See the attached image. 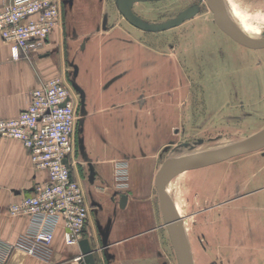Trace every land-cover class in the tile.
<instances>
[{"label":"rangeland","instance_id":"obj_1","mask_svg":"<svg viewBox=\"0 0 264 264\" xmlns=\"http://www.w3.org/2000/svg\"><path fill=\"white\" fill-rule=\"evenodd\" d=\"M199 1L138 2L133 12L159 23ZM225 1L241 9L229 15L236 24L264 26V0ZM82 6L92 15H72L70 24L62 20L65 57L78 68L71 76L66 59L63 75L72 77L66 81L73 95L77 85L91 92L92 108L135 110L128 117L129 130L121 131L122 146L135 144L138 151L144 145L160 164L238 142L264 128V44H243L229 36L216 25L205 2L198 15L159 33L131 26L114 0ZM80 7L78 3L76 10ZM81 44L108 50L113 74L104 84L96 82L101 73L93 69L88 48L80 50L88 59L86 68L81 54L70 52ZM122 62L128 68L116 72ZM123 92L135 99L118 101L115 95ZM104 139L114 145L112 136ZM258 166L264 167V148L209 168L217 177L231 172V189L217 180L214 193L202 182L209 169L182 175L180 197L189 223L184 243L193 264H264V180L253 173Z\"/></svg>","mask_w":264,"mask_h":264},{"label":"crops","instance_id":"obj_2","mask_svg":"<svg viewBox=\"0 0 264 264\" xmlns=\"http://www.w3.org/2000/svg\"><path fill=\"white\" fill-rule=\"evenodd\" d=\"M9 1L0 0V8ZM89 1L91 0H61L60 26L49 35L42 49L28 56H21L18 60L12 59L10 46L0 37V119L16 117L26 108L29 93L50 78L59 76L68 86L67 81L72 77L67 78L68 80L64 78L65 60L67 59V64L71 66V76L78 68L65 57L67 52L64 48L62 24L63 21L70 24L72 15H92L88 6H82ZM78 3L81 7L76 10ZM80 21L77 20V23L79 28H82ZM84 47L93 55V69L101 73L96 82L100 83L102 80L104 84L106 78L113 74L108 50H104L102 46L98 49L96 44H81L77 50L71 47L70 52L78 51L81 54L83 68H86L88 63V59L80 51ZM89 55L88 52L86 57ZM125 68H128V64L122 62L116 72H122L120 70ZM77 89V94L73 95L79 117L73 138L72 176L79 184L88 208L84 238L89 241L95 264H177L154 185L158 169L168 159L159 164V160L153 157V152L144 145H141V150L139 148L138 151L135 144L131 147L122 146L120 141L124 140V135L122 136L121 131L129 130L128 117L132 114L131 109L92 108L90 105L94 97L91 92L79 85ZM115 98L122 101L135 99V95L129 96L123 92L115 95ZM114 109L119 111L115 112ZM132 111L135 115V110ZM81 123L84 125L81 126ZM105 133L112 136L114 145L109 143L110 139L109 142L105 141L104 138L108 136ZM119 162L127 165V178L122 188L119 187L115 174L116 163ZM218 164L220 163L190 170L189 173L213 168ZM253 173L255 179L261 182L264 180L263 166L256 167ZM202 178V182L205 181L204 187L211 193L216 190L217 180L225 188L227 183L228 190L231 189L230 171L217 177L215 170L209 169L207 178ZM196 180H200V177ZM46 181V171L33 166L29 150L20 141L0 137L1 240L13 242L29 229L31 217L13 216L9 208L29 195L35 184ZM218 188L221 189L220 186ZM123 196L126 200L121 206ZM63 231V224L58 223L50 247V263L21 250H15L6 264H60L81 255L79 245L65 244Z\"/></svg>","mask_w":264,"mask_h":264},{"label":"built area","instance_id":"obj_3","mask_svg":"<svg viewBox=\"0 0 264 264\" xmlns=\"http://www.w3.org/2000/svg\"><path fill=\"white\" fill-rule=\"evenodd\" d=\"M61 0H10L0 8V37L10 46L12 59L43 48L49 35L60 26ZM78 120L74 98L59 76L41 83L28 95V104L16 117L0 119V137L18 140L29 150L37 169L47 181L13 203L11 215H29V229L13 242L0 239V264L15 250L51 262V244L58 223L63 224L66 245L84 239L88 208L83 192L72 176L74 133ZM116 180L125 186L127 165L116 163ZM77 255L60 264H80Z\"/></svg>","mask_w":264,"mask_h":264},{"label":"water","instance_id":"obj_4","mask_svg":"<svg viewBox=\"0 0 264 264\" xmlns=\"http://www.w3.org/2000/svg\"><path fill=\"white\" fill-rule=\"evenodd\" d=\"M161 0H114L115 6L122 17L136 29L145 33H159L176 28L185 21L195 17L201 12L204 4L203 0L192 4L172 18L163 22H149L137 16L133 12V6L138 2H154ZM206 6L213 15L216 25L225 33L237 41L248 45H263L264 35L260 37H249L236 32L226 19L222 0H206ZM264 148V128L258 132L240 140L228 144L214 151L203 152L195 155H189L184 158L165 161L158 169L154 185L159 198L160 211L163 216L165 227L169 239L176 255L177 264H193L192 258L186 248L181 236V219L177 217L175 210L167 197L165 185L175 175L187 170H194L213 164L221 163L234 157L255 152ZM126 197L121 199V206L124 205ZM83 261L80 264H95L92 249L89 241L84 238L79 242Z\"/></svg>","mask_w":264,"mask_h":264},{"label":"bare ground","instance_id":"obj_5","mask_svg":"<svg viewBox=\"0 0 264 264\" xmlns=\"http://www.w3.org/2000/svg\"><path fill=\"white\" fill-rule=\"evenodd\" d=\"M222 1H223V6L225 8L224 9V13H225L226 19L229 22V24L231 25V27L236 32H238V33H240L242 35H245V36H249V37H260V36L264 35V26H262L261 24L256 25L255 28H249V27H245V26H240V25L236 24L235 22H233L231 20V17H229V15H232V13L235 15L237 12H240L241 9L238 6H236L235 4H233L231 1L230 2H226L225 0H222ZM204 2L206 4V0H204ZM224 146H226V145L224 144L222 146H217V147L214 146V148L212 147L211 149H208L205 152L214 151V150H217V149L222 148ZM171 160H174V159H168V161H171ZM188 171L189 170L175 175L170 180H168L166 182V185H165V190H166V193H167V197L170 200V202H171V204H172V206H173V208L175 210V213H176L177 217L181 219L180 232H181V236L184 239L183 241L186 240V236H187L188 229H189V223L183 216V202H182L181 197H180V185H181V177H182V175L184 173L188 172ZM189 254H190V252H189ZM190 256H191V254H190Z\"/></svg>","mask_w":264,"mask_h":264},{"label":"flooded vegetation","instance_id":"obj_6","mask_svg":"<svg viewBox=\"0 0 264 264\" xmlns=\"http://www.w3.org/2000/svg\"><path fill=\"white\" fill-rule=\"evenodd\" d=\"M70 90V89H69ZM71 92V91H70ZM72 94V93H71ZM72 96H73V94H72Z\"/></svg>","mask_w":264,"mask_h":264}]
</instances>
